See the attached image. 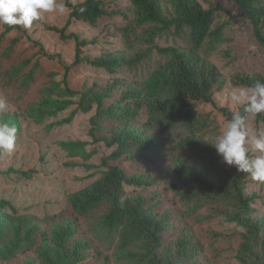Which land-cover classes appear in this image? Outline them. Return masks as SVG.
Here are the masks:
<instances>
[{
	"label": "rangeland",
	"instance_id": "obj_1",
	"mask_svg": "<svg viewBox=\"0 0 264 264\" xmlns=\"http://www.w3.org/2000/svg\"><path fill=\"white\" fill-rule=\"evenodd\" d=\"M198 1L204 8L219 7L214 25H223V40L203 56L223 82L213 103L203 107L209 125L193 135L184 130L170 135L148 124L144 111L127 112L124 95L143 86L159 59L153 47L182 43L172 35L157 36L155 45H141L152 49L148 60L134 69L124 66L131 52L120 29L132 21L130 0H101L104 15L95 25L70 19L66 0L64 14H45L31 28L0 25V98L7 105L0 121L17 128L14 151L0 153V218L8 223L12 215H28L38 227L29 250L0 255V264H264V183L223 164L209 144L227 119L224 111L237 110L229 99L234 76L264 77V47L232 0ZM160 4L172 15L168 1ZM68 20L62 37L55 28ZM102 56L117 65L107 70L90 64ZM95 93L103 95L101 107L93 101ZM81 103L90 106L85 110ZM102 109L118 114L100 118ZM263 117L250 118L249 129L264 130ZM121 131L138 144L110 159L117 145L107 140ZM144 143L158 149L143 157ZM113 164L138 184L123 183L116 203L108 199L81 213L72 196L91 188ZM227 189L248 199L247 209L239 210ZM128 199L142 200L141 212L157 224L151 227L154 262L145 256L143 240L122 238L125 223L106 220L114 203L123 209ZM246 221L259 227L254 252L245 248L251 241ZM62 232L71 233L59 242Z\"/></svg>",
	"mask_w": 264,
	"mask_h": 264
},
{
	"label": "trees",
	"instance_id": "obj_2",
	"mask_svg": "<svg viewBox=\"0 0 264 264\" xmlns=\"http://www.w3.org/2000/svg\"><path fill=\"white\" fill-rule=\"evenodd\" d=\"M161 1L130 0L133 18L120 29V32L131 55L122 63L128 69H134L141 62L148 60L152 49L149 47L143 49L141 45H155L157 36L172 35L174 38H179L182 43L153 47L159 59L150 78L144 82L143 86H135L124 95L129 109L127 112L136 114L144 111L148 117V124L160 126L170 135L179 130L193 135L202 132L209 125L203 107L213 103L215 94L222 86L221 73L209 65L204 54L215 49L223 40L224 27L220 24L214 25L218 6L204 8L198 0H166L173 9L172 15L166 16L163 13ZM232 1L242 9L241 14L252 23L255 38L264 47L263 0ZM66 2L71 9L70 19L82 20L95 25L98 19L104 15L101 0H83L74 4L67 0ZM68 24L69 20L63 28H55V30L64 37L63 32ZM79 44H83V42L78 41ZM79 61V55L76 54L75 62ZM90 64L111 70L117 65V61L111 60L108 56H102L93 59ZM254 80L264 82V77L252 78L238 73L234 76L232 84L238 87L249 85ZM93 101L98 103V107H101L103 95L95 93ZM81 105L85 110L90 106L88 103L86 105L81 103ZM104 114L108 119H111L118 113H114L111 109H102L97 112V116L100 118H103ZM224 115L228 119L231 112L224 111ZM107 144L117 145L116 150L110 155V159H118L133 145L138 144V141L131 139L125 131H121L113 133L107 140ZM147 145L142 144L143 147L139 150L143 157L158 149V147ZM123 183L138 184L137 180L126 177L117 164L108 165V170L93 183L91 188L76 192L72 196V200L79 211L86 214L105 200L111 199L116 203L117 193ZM225 193L228 196L233 195L231 199L239 210L247 209L249 200L243 198L239 191L227 189ZM115 203L107 214L106 220L111 225L125 223L122 238L127 242L143 240L145 256H150L151 261L154 262L153 248L156 231H151V227H155L157 224H154L148 216L141 212L143 201L139 200L137 203H133L128 199L125 201L126 205L123 209ZM231 216L237 218L238 213L234 212ZM9 218L8 223L0 218V255L3 258L29 250L36 243L38 230L32 217L28 215H12ZM246 222L251 230V241L245 244V248L249 252H254L251 242L255 240L259 227ZM13 228L15 229L16 243L11 245L8 244V238L14 235ZM68 234L60 233L57 240L59 242L66 241ZM184 254L182 253V256L186 257ZM61 260L64 259L59 256L58 261Z\"/></svg>",
	"mask_w": 264,
	"mask_h": 264
},
{
	"label": "clouds",
	"instance_id": "obj_3",
	"mask_svg": "<svg viewBox=\"0 0 264 264\" xmlns=\"http://www.w3.org/2000/svg\"><path fill=\"white\" fill-rule=\"evenodd\" d=\"M67 10L64 0H0V25L28 29L45 14H64ZM229 99L238 106L237 110L224 121L214 142L209 144L223 164L264 183V130L252 131L248 127L250 118L264 114V82L254 80L249 85L235 87ZM6 107L5 100L0 98V111ZM16 139V126L0 121V153L11 154Z\"/></svg>",
	"mask_w": 264,
	"mask_h": 264
}]
</instances>
